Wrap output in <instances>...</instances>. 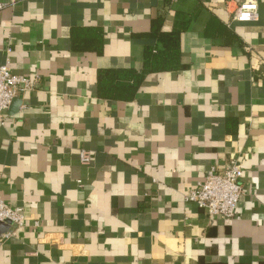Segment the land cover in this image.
Returning a JSON list of instances; mask_svg holds the SVG:
<instances>
[{"label":"crops","instance_id":"0c3cea01","mask_svg":"<svg viewBox=\"0 0 264 264\" xmlns=\"http://www.w3.org/2000/svg\"><path fill=\"white\" fill-rule=\"evenodd\" d=\"M243 1L0 0V67L37 81L0 126V199L28 218L0 264H264V0L233 21ZM157 23L180 70L100 97L101 70L142 72L167 46L139 37ZM235 157L239 219L187 203Z\"/></svg>","mask_w":264,"mask_h":264},{"label":"built area","instance_id":"2783aa9c","mask_svg":"<svg viewBox=\"0 0 264 264\" xmlns=\"http://www.w3.org/2000/svg\"><path fill=\"white\" fill-rule=\"evenodd\" d=\"M6 5L0 2V10ZM260 20L259 0H244L233 14V21L242 23ZM37 81L16 74L11 67H0V126L6 125V116L13 101L21 95L36 89ZM80 162L83 165L92 163L88 151H81ZM244 170L240 158H231L223 170L211 168L204 181L199 182L187 195L188 204L195 205L210 218L221 221L239 219L238 209L244 196ZM28 218L23 206L13 207L0 199V226L8 225L9 229L0 235V247L19 235L27 224ZM40 226L39 222L35 223Z\"/></svg>","mask_w":264,"mask_h":264},{"label":"trees","instance_id":"16d2710c","mask_svg":"<svg viewBox=\"0 0 264 264\" xmlns=\"http://www.w3.org/2000/svg\"><path fill=\"white\" fill-rule=\"evenodd\" d=\"M218 28L223 34V27L219 26ZM139 37L153 41H167V46L163 50L159 49L158 45L146 46L142 72L136 70H101L98 81V95L100 97L112 101H131L147 72L180 70L182 62L179 34L164 33L160 29V24L157 23L154 24L151 33Z\"/></svg>","mask_w":264,"mask_h":264},{"label":"water","instance_id":"95a60500","mask_svg":"<svg viewBox=\"0 0 264 264\" xmlns=\"http://www.w3.org/2000/svg\"><path fill=\"white\" fill-rule=\"evenodd\" d=\"M9 229L8 225H1L0 226V235L4 232H6Z\"/></svg>","mask_w":264,"mask_h":264}]
</instances>
